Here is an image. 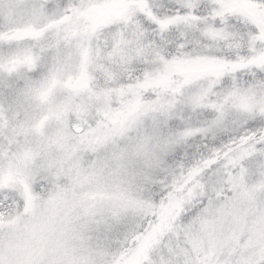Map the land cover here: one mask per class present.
<instances>
[{"label":"snow or ice","instance_id":"6c2138e0","mask_svg":"<svg viewBox=\"0 0 264 264\" xmlns=\"http://www.w3.org/2000/svg\"><path fill=\"white\" fill-rule=\"evenodd\" d=\"M0 264H264V0H0Z\"/></svg>","mask_w":264,"mask_h":264}]
</instances>
